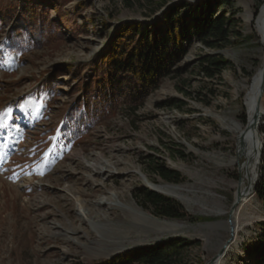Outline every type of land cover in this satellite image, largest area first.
Listing matches in <instances>:
<instances>
[{
    "label": "rangeland",
    "instance_id": "374dc122",
    "mask_svg": "<svg viewBox=\"0 0 264 264\" xmlns=\"http://www.w3.org/2000/svg\"><path fill=\"white\" fill-rule=\"evenodd\" d=\"M153 2L43 0L36 7L52 20L59 12L78 31L58 27L59 43L30 52L22 62L4 49L8 31L18 27L10 17L0 36V264H97L174 238L196 241L185 259L187 264H205L221 241L228 240L226 222L239 181L229 160L236 154V125L247 123L246 85L263 62L255 30L263 0H233V30L240 35L218 50L193 39L179 71L147 96L135 117L122 107L77 143L54 149L52 130L61 125L79 95L75 88L88 82L104 48L103 22L109 19L111 28L123 22L151 24L160 13L144 17ZM226 10L216 7L214 12L227 18ZM205 56L220 57L229 65L207 79L200 71ZM56 72L62 76L50 85ZM260 106L264 110V92ZM260 130L264 117L258 125L263 148ZM51 150L55 153L44 164ZM154 164L179 174V181H164L152 170ZM101 168L110 173L101 174ZM261 168L260 157L258 179ZM148 183L182 187L180 198L155 193L205 221L161 218L140 207L134 195L143 188L154 192ZM255 187L232 214L236 234L220 264H253L258 253L264 254V206ZM83 212L92 219L83 220ZM166 224L176 227L164 231ZM55 225L62 227L59 232Z\"/></svg>",
    "mask_w": 264,
    "mask_h": 264
},
{
    "label": "trees",
    "instance_id": "16d2710c",
    "mask_svg": "<svg viewBox=\"0 0 264 264\" xmlns=\"http://www.w3.org/2000/svg\"><path fill=\"white\" fill-rule=\"evenodd\" d=\"M42 1L24 0L27 5L20 7L18 0H0V36L10 17L18 21V27L8 31L3 41L4 49L9 56L16 55L20 62L34 50L59 43L62 34L58 27L72 34L78 31L75 22L64 19L59 12L56 20L50 19L44 8L36 7ZM193 1L179 0L171 4L173 0H156L149 7V12L144 13V17H150L160 12L151 24L123 22L111 28L109 19L103 22L106 46L99 53L88 82L75 88L79 95L69 106L61 125L52 130L54 149L64 142L77 143L122 107L128 115L135 117L147 96L164 79L173 77L179 71L193 39L206 49L218 50L229 46L231 39L240 35L233 30V0ZM19 7L20 12L15 16ZM216 7H226L229 16L216 15ZM160 22L162 28H159ZM3 53L4 50L0 49V57ZM228 65L229 62L220 57L205 56L200 61V71L205 78L213 79ZM60 76L62 73L56 72L50 79V85ZM260 131L264 133V130ZM54 153L55 150H51L46 155L44 164ZM261 160L262 168L254 194L264 206V144ZM152 170L164 181H179V174L161 164H154ZM134 197L140 207L150 210L157 217L205 221L203 217L189 216L179 202L145 188ZM261 228L264 231V222ZM194 245H197L196 241L174 238L119 253L97 264H187L185 253ZM253 264H264V254L258 253Z\"/></svg>",
    "mask_w": 264,
    "mask_h": 264
},
{
    "label": "bare ground",
    "instance_id": "6f19581e",
    "mask_svg": "<svg viewBox=\"0 0 264 264\" xmlns=\"http://www.w3.org/2000/svg\"><path fill=\"white\" fill-rule=\"evenodd\" d=\"M255 30L260 38V42L263 45L262 50L264 54V13L262 9L260 10L257 20L255 22ZM263 86H264V56L261 66L255 70V73L250 79L248 85H246L247 92L244 98V108L247 116V123L243 126L236 125V130H237L236 154L229 160V163L231 165H235L237 167L239 173V181L236 184V191H235V194L236 193L242 194L241 202L239 204L245 202L248 199V197L252 194V190L258 179V167L261 157L260 144H262L260 136L258 134V125L260 118L264 117V110L260 106V97H261L260 90ZM100 170H101L100 172L101 174L110 173V171L106 169L104 170V168H101ZM148 186L156 192L173 196L176 198L181 197L182 187L180 186L165 185V184L155 185L152 183H148ZM81 218L86 221L92 219V217L88 215V212L87 214L83 212L81 214ZM91 223L95 224V222H91ZM163 225L161 229L164 231H168L173 227H176L175 225H169V226L167 224H166L167 226H163ZM232 226L234 228L233 231V236H234L236 234V228L234 222L232 223ZM61 228L62 227H60L59 225H55V230L57 232H59ZM226 228L229 233L228 222H226ZM224 244L225 242L221 241L219 248L217 249V252L221 249V247ZM227 248L228 246L226 247L223 255L221 257H218L212 264H220V261L224 257Z\"/></svg>",
    "mask_w": 264,
    "mask_h": 264
},
{
    "label": "water",
    "instance_id": "95a60500",
    "mask_svg": "<svg viewBox=\"0 0 264 264\" xmlns=\"http://www.w3.org/2000/svg\"><path fill=\"white\" fill-rule=\"evenodd\" d=\"M177 2V1H176ZM175 2V3H176ZM170 5V4H169ZM261 9L263 10L264 13V0L261 4ZM264 92V86L261 88L260 90V95ZM259 112V111H258ZM261 149H262V144H260V153H261ZM255 187V186H254ZM155 192V191H154ZM254 192V188L252 190V193ZM241 198H242V194L240 193H236L235 194V198L234 201L230 207V210L228 212V224H229V238L228 240L225 242V244L221 247V249L211 258L209 259L205 264H212L218 257H221L226 249V247L232 242L233 240V231L234 228L232 226V214L234 213L235 209L237 208V206L239 205V203L241 202Z\"/></svg>",
    "mask_w": 264,
    "mask_h": 264
},
{
    "label": "snow or ice",
    "instance_id": "6c2138e0",
    "mask_svg": "<svg viewBox=\"0 0 264 264\" xmlns=\"http://www.w3.org/2000/svg\"><path fill=\"white\" fill-rule=\"evenodd\" d=\"M0 126H3V124H0ZM42 174V173H41Z\"/></svg>",
    "mask_w": 264,
    "mask_h": 264
}]
</instances>
